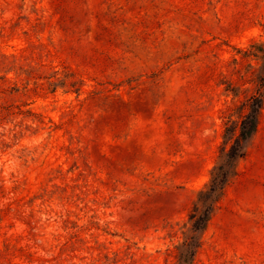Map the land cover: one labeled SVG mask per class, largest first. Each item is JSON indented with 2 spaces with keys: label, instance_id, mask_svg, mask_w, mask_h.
Segmentation results:
<instances>
[{
  "label": "rangeland",
  "instance_id": "rangeland-1",
  "mask_svg": "<svg viewBox=\"0 0 264 264\" xmlns=\"http://www.w3.org/2000/svg\"><path fill=\"white\" fill-rule=\"evenodd\" d=\"M259 88L264 0H0V264H178ZM247 145L194 264H264Z\"/></svg>",
  "mask_w": 264,
  "mask_h": 264
},
{
  "label": "trees",
  "instance_id": "trees-1",
  "mask_svg": "<svg viewBox=\"0 0 264 264\" xmlns=\"http://www.w3.org/2000/svg\"><path fill=\"white\" fill-rule=\"evenodd\" d=\"M264 108V91L259 88L238 106L240 116L231 115L225 122L224 146L209 182L198 191L189 214L184 240L177 247L178 264H194L203 234L225 195L228 185L238 174V162L247 155L248 141L256 134Z\"/></svg>",
  "mask_w": 264,
  "mask_h": 264
}]
</instances>
